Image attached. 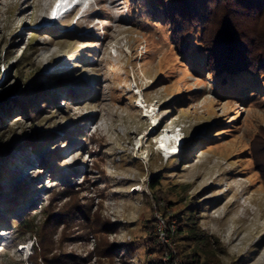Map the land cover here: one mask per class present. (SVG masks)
Returning <instances> with one entry per match:
<instances>
[{
	"label": "rangeland",
	"instance_id": "obj_1",
	"mask_svg": "<svg viewBox=\"0 0 264 264\" xmlns=\"http://www.w3.org/2000/svg\"><path fill=\"white\" fill-rule=\"evenodd\" d=\"M53 1L0 0V264H264V71L136 0Z\"/></svg>",
	"mask_w": 264,
	"mask_h": 264
},
{
	"label": "trees",
	"instance_id": "obj_2",
	"mask_svg": "<svg viewBox=\"0 0 264 264\" xmlns=\"http://www.w3.org/2000/svg\"><path fill=\"white\" fill-rule=\"evenodd\" d=\"M136 2L141 12L145 8L146 11H161L173 28L180 29L176 35L178 41L183 39L191 27L200 23L202 42L209 58L208 66L217 63L218 76L221 78L237 73L264 71V39L253 32L264 31V24L255 23L250 32L246 23L238 21L239 18L261 20L264 15V0H145V5L141 0ZM20 79L21 75L17 73L15 81ZM180 222L179 219L175 229L176 239L185 231V238L198 241L199 248L205 245L204 235L196 229L193 219H186L183 225ZM159 256L148 264H161ZM196 256L182 255L183 264H188L189 259Z\"/></svg>",
	"mask_w": 264,
	"mask_h": 264
},
{
	"label": "bare ground",
	"instance_id": "obj_3",
	"mask_svg": "<svg viewBox=\"0 0 264 264\" xmlns=\"http://www.w3.org/2000/svg\"><path fill=\"white\" fill-rule=\"evenodd\" d=\"M65 3H66V0H61V2L59 3V5L56 6V12H57V10L59 9V7L62 6V5H64ZM80 5H83V2H81V1L79 0V5H78V6H80ZM58 18H59V17H58ZM169 137H171V136H169L168 134H166V135L164 136V138L160 141V145H161V146H164V145H165V140H167Z\"/></svg>",
	"mask_w": 264,
	"mask_h": 264
},
{
	"label": "built area",
	"instance_id": "obj_4",
	"mask_svg": "<svg viewBox=\"0 0 264 264\" xmlns=\"http://www.w3.org/2000/svg\"><path fill=\"white\" fill-rule=\"evenodd\" d=\"M167 259H172V260H173L174 258L172 257V255H170V256L168 255V256H167ZM176 264H177V263H176Z\"/></svg>",
	"mask_w": 264,
	"mask_h": 264
}]
</instances>
